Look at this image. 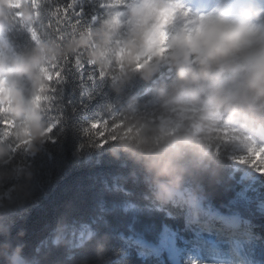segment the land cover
<instances>
[{
	"label": "trees",
	"instance_id": "obj_1",
	"mask_svg": "<svg viewBox=\"0 0 264 264\" xmlns=\"http://www.w3.org/2000/svg\"><path fill=\"white\" fill-rule=\"evenodd\" d=\"M9 1L0 0V4L16 6ZM67 2L39 0L40 15L37 18L33 9L29 20L40 37L37 43L19 21L9 19L3 32L11 53L23 54L37 47L38 52L48 50L55 58L45 68V127L41 131L36 126L40 140L33 149L6 137L14 146L0 161V172L11 173L0 180V264H9L17 247L23 264H172L165 256L139 252L138 239L158 245L167 226L188 243H198L204 254L227 259L223 255L227 249L206 248L207 241L192 232L197 213L201 221L213 223L204 233L210 228L216 230V221L222 220L209 213L210 207L229 216L226 223L230 233L239 238L247 232L253 234L244 246L245 254L256 264H264V212L259 210L264 180H250L246 174L249 167L235 162L233 148L226 146L231 143L228 137L218 135L216 149L200 156L193 153L198 146L195 142L208 137L201 136L194 122L186 120L176 128L164 126L161 116L178 111L166 95L176 81L173 67L164 77L156 74L146 79L140 74H105L89 64L78 45L87 43L100 22L117 9L101 7L102 0H77L73 14L69 10L67 17L63 13L53 17L55 7ZM21 3L30 5L31 0ZM57 28L63 41L56 40ZM65 48H76L77 52H61ZM77 55L83 68L75 63ZM59 61L63 71L56 78ZM96 120H104L105 126H91ZM49 126L53 127L47 133ZM101 136L108 137V142L101 145ZM181 136L188 142L180 161L184 178L177 189L183 194L161 201L141 146L178 144ZM162 162L167 170L171 161ZM196 201L202 203L201 208ZM234 215L241 220L238 228ZM85 226L92 235L76 244L72 233L79 234Z\"/></svg>",
	"mask_w": 264,
	"mask_h": 264
},
{
	"label": "clouds",
	"instance_id": "obj_2",
	"mask_svg": "<svg viewBox=\"0 0 264 264\" xmlns=\"http://www.w3.org/2000/svg\"><path fill=\"white\" fill-rule=\"evenodd\" d=\"M117 9L95 28L92 38L78 47L86 59L104 73L122 77L140 74L151 79L165 66L176 71V81L166 95L181 111L194 108L192 119L208 139L195 142L193 153L204 156L228 137L227 147L245 150L253 138L264 143V2L214 0L211 6L193 7L187 0H108ZM14 9L25 21L31 7L0 4V114L6 118L7 136L0 134V161L10 155L14 137L29 148L40 140L36 126L45 127L42 85L46 65L55 55L34 47L27 53L9 51L3 32ZM27 9V11H24ZM94 42V43H93ZM68 54L76 48H65ZM99 127V125H96ZM243 127L245 136L239 135ZM188 142L148 145L143 160L154 173L161 201L171 199L180 187L185 169L180 163ZM163 161H171L167 170ZM264 173V172H261ZM11 175L0 172V180ZM17 247L9 264H18Z\"/></svg>",
	"mask_w": 264,
	"mask_h": 264
},
{
	"label": "rangeland",
	"instance_id": "obj_3",
	"mask_svg": "<svg viewBox=\"0 0 264 264\" xmlns=\"http://www.w3.org/2000/svg\"><path fill=\"white\" fill-rule=\"evenodd\" d=\"M105 5H107L108 0H102ZM204 0H187V2L193 7L195 10L196 8L202 7V3ZM11 5H18V3L14 2L13 0L9 1ZM25 21V20H24ZM30 23V21H25ZM28 33H30L26 28H24ZM31 34V33H30ZM170 71V66H165L161 72L157 73L160 77H164L168 74ZM178 111L173 112L175 115H171L169 117L161 116L162 121L164 122V126L169 127H178L182 125L186 120L194 122L196 126L198 124L192 119L194 116V113L197 111L194 108H188L184 111H181L179 108ZM199 127V126H198ZM200 128V127H199ZM240 137H244V129L243 127L238 129ZM255 146L257 148V151L255 155L249 151L251 147ZM233 154L235 156V162L238 164H242L245 166H248L249 169L247 170L246 174L250 178L251 181H257L259 179L264 180V173L258 172L255 167L252 165L258 166V167H264V143L259 142L255 138H253L250 142L246 144L245 150L240 149H233ZM240 156H245L250 160V164L244 163L239 161L237 159ZM175 195L182 196L183 192L180 190H176ZM195 204L198 206V208L202 207V203L195 202ZM1 205V202H0ZM130 205H127L129 207ZM259 210L261 212H264V200H262L259 204ZM209 213L217 220L222 221H216L218 222V225L215 227L216 230L209 229V231H213L215 235L211 236V233L205 235L203 230L206 228V226L212 227L213 223H210V220L206 221H197V218L199 217V214H195V223H192V232H194L198 237L200 238H207L209 242H207L206 248L211 247L217 248L218 251L222 250L223 248L227 249V251L223 255L227 256V259L224 258H212L211 255H208L207 253L204 254V252L201 249V246H196L194 244L189 245L187 244V239L178 234V232L170 227H165L160 235L159 244L154 245L150 242H147L145 240L138 239L141 242V247H139V252L142 255H149L153 252L155 255L160 257H167V259L172 264H256L254 261L249 259L244 251V246L248 241V238H253V234L251 233H244L245 238L244 239H235L236 237H233V234L228 231L229 227L226 223L227 218L229 217L227 214H224L222 211H220L218 208L210 207ZM233 220L235 221V224L237 225V228L240 226V218H238L236 215H234ZM200 219V218H198ZM201 220V219H200ZM209 223V224H205ZM229 233V234H228ZM72 233V241L76 242V244H82L84 243L91 235L92 231L88 226H85L82 231L77 234L73 235ZM75 236V237H74ZM233 237V238H231ZM204 241V240H202ZM219 243L226 244L225 246L218 247L217 245ZM198 244V243H196ZM188 245L190 248L186 249L184 246ZM203 247V246H202ZM234 249L236 251H234ZM204 254V256H202ZM24 260L19 256L18 258V264H23Z\"/></svg>",
	"mask_w": 264,
	"mask_h": 264
},
{
	"label": "snow or ice",
	"instance_id": "obj_4",
	"mask_svg": "<svg viewBox=\"0 0 264 264\" xmlns=\"http://www.w3.org/2000/svg\"><path fill=\"white\" fill-rule=\"evenodd\" d=\"M76 3H77V0H68V2L66 4H64V5H57L55 7V10L52 12V16L53 17H58L59 14L63 13L64 16L67 17V15L69 13V10H71V12L73 14L74 13V5ZM29 6L31 7V10H33V9L36 10V17L38 18L39 15H40V13L37 11V9L39 8V0H31V4ZM107 6H109V3H107ZM13 11H14V14H13V16L9 17V19L13 20V21H19L23 25V27L26 28L31 33L32 39L37 43L40 40V37L38 35L36 27L34 26V22L33 21H31L30 23L25 22L22 15L16 14V13L20 12V9H14ZM75 14L79 15L80 13H75ZM95 19H97V17H93V20H95ZM79 23H80V21L77 20L76 21V25H78ZM76 25H73V27H76ZM88 30H90V28ZM56 31L58 33V38L56 40L57 41H63L64 40V36L61 33V29L57 28ZM68 58H69L68 56L64 57L63 61L66 62L68 60ZM75 63H76L77 66H79L81 68L84 67V64H83V61L80 58V55L75 56ZM88 63L91 64V62H88ZM62 71H63V65L59 61L55 65L56 78L61 77ZM103 75L104 74L101 72L100 76L103 77ZM51 88H52V86L49 89H51ZM105 123L106 122L104 120H96V121L92 122L91 126L92 125H95V126L99 125V127H96V129H99V128H103V126H105ZM0 126L3 127V130L0 131V134H3L5 136H7V132L5 130L6 129V118L2 114H0ZM52 127L53 126H49L47 128V133L51 132ZM8 137L12 138L11 136H8ZM9 141H10V139H9ZM100 142H101V145H103L104 143H107L108 142V137L101 136ZM10 143H11V147H13L14 146L13 143L12 142H10ZM16 143L24 144L23 142H20V141H16ZM217 150H219V148ZM249 151L254 156L256 151H257V148L255 146H253V147H251L249 149ZM237 159H239V161L247 163V164L251 163L250 160L247 157H245V156H240ZM252 166L255 167V169L258 172H264V167H258V166H255V165H252Z\"/></svg>",
	"mask_w": 264,
	"mask_h": 264
},
{
	"label": "built area",
	"instance_id": "obj_5",
	"mask_svg": "<svg viewBox=\"0 0 264 264\" xmlns=\"http://www.w3.org/2000/svg\"><path fill=\"white\" fill-rule=\"evenodd\" d=\"M101 7H109V6H107V5H105V4L103 3Z\"/></svg>",
	"mask_w": 264,
	"mask_h": 264
}]
</instances>
